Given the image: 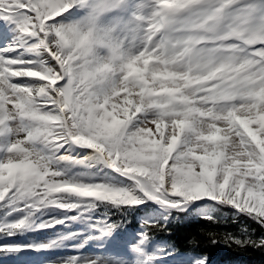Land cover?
Returning a JSON list of instances; mask_svg holds the SVG:
<instances>
[{"label":"snow or ice","instance_id":"6c2138e0","mask_svg":"<svg viewBox=\"0 0 264 264\" xmlns=\"http://www.w3.org/2000/svg\"><path fill=\"white\" fill-rule=\"evenodd\" d=\"M88 3L0 0V255L164 264L178 249L151 230L190 209L218 223L217 206L264 228V0H104L111 61L76 43ZM149 204L110 247L111 211ZM209 236L264 248L247 227Z\"/></svg>","mask_w":264,"mask_h":264},{"label":"trees","instance_id":"16d2710c","mask_svg":"<svg viewBox=\"0 0 264 264\" xmlns=\"http://www.w3.org/2000/svg\"><path fill=\"white\" fill-rule=\"evenodd\" d=\"M155 210L156 206L149 204L140 206L127 216L116 212L115 209L110 215L112 221L122 223L120 230L129 228L138 231L146 214ZM213 214L220 222H209L192 209L188 213L174 212L165 230L154 228L151 234L155 239H162L174 246L181 253H207L209 264H264V248H240L235 245L229 247L223 243L212 244L209 236V233H216L217 238L222 239L225 233L239 235L241 228L247 227L250 231L254 230L256 237H261L264 236V228L244 215L234 220L235 210L229 206H217ZM193 241L196 242L195 247Z\"/></svg>","mask_w":264,"mask_h":264},{"label":"clouds","instance_id":"9594fccd","mask_svg":"<svg viewBox=\"0 0 264 264\" xmlns=\"http://www.w3.org/2000/svg\"><path fill=\"white\" fill-rule=\"evenodd\" d=\"M106 11L104 0H89L85 15L91 16L95 13V16L81 25V37L76 43L80 45V41H84L81 47L85 48L89 54L103 50L107 59L111 61L120 54L121 45L105 30V26L101 23Z\"/></svg>","mask_w":264,"mask_h":264},{"label":"rangeland","instance_id":"374dc122","mask_svg":"<svg viewBox=\"0 0 264 264\" xmlns=\"http://www.w3.org/2000/svg\"><path fill=\"white\" fill-rule=\"evenodd\" d=\"M80 225H72L69 229H65L62 226H57L58 230L61 231H79L81 230ZM124 227V226H123ZM121 228V227H120ZM125 228V227H124ZM51 231V230H49ZM138 231H131L130 229L120 230L117 229L116 232L113 234V236L109 239V246H113L116 244H124L128 243L133 237H135V234L138 233ZM35 235V234H34ZM39 238L44 239L45 236H40ZM164 240L159 239H153L152 244L149 245V248H153L155 244L157 243H163ZM71 243V242H70ZM93 246L90 244L88 247H86L83 251L89 252L93 251ZM190 252H177L175 256H169L165 259L164 264H186L187 261V254ZM76 254L71 248L66 250H61L53 253H48L44 256H40L37 254H31L27 257L21 256V257H15V256H3L0 255V264H46L47 260L55 259L60 256H66V255H72Z\"/></svg>","mask_w":264,"mask_h":264},{"label":"bare ground","instance_id":"6f19581e","mask_svg":"<svg viewBox=\"0 0 264 264\" xmlns=\"http://www.w3.org/2000/svg\"><path fill=\"white\" fill-rule=\"evenodd\" d=\"M3 30V25L2 24H0V31H2Z\"/></svg>","mask_w":264,"mask_h":264}]
</instances>
